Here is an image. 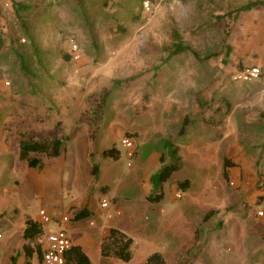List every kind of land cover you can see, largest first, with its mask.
Returning <instances> with one entry per match:
<instances>
[{
	"label": "rangeland",
	"instance_id": "obj_1",
	"mask_svg": "<svg viewBox=\"0 0 264 264\" xmlns=\"http://www.w3.org/2000/svg\"><path fill=\"white\" fill-rule=\"evenodd\" d=\"M252 1L261 4L238 10ZM15 4L29 10H16ZM23 21L39 51L38 62ZM173 31L196 57L191 51L169 56L176 42ZM0 41V137L8 138L13 127L31 136L29 118L35 114L44 119L35 133L66 135L67 155L74 152L84 163L85 150L99 172L83 194L95 226L111 215L139 248L166 245L162 252L170 264L178 242L190 240L195 226L211 215L196 264H221L241 252L242 242L258 250L264 264V0H0ZM16 53L25 57L29 75L18 68ZM251 68L259 69L258 79L238 78ZM50 105L57 111L45 112ZM66 105L77 107L69 109L68 118L61 111ZM52 116L63 126L47 127ZM125 133L137 137L131 159L119 144ZM167 139L179 145L182 166L156 189L149 179L170 161H159ZM17 140L10 137L7 151L0 152V209L7 208L1 199L8 176L4 169L11 165L8 154ZM110 147L120 152L118 160L102 155ZM224 159L238 167L239 175L232 171L223 177ZM183 180L190 183L185 191L177 188ZM160 191L159 203L145 200V193ZM71 195L75 202L80 193ZM22 201L31 203V210L25 207L29 211L42 202L27 194ZM83 222L75 224L79 231ZM5 223L0 218L3 237Z\"/></svg>",
	"mask_w": 264,
	"mask_h": 264
},
{
	"label": "crops",
	"instance_id": "obj_2",
	"mask_svg": "<svg viewBox=\"0 0 264 264\" xmlns=\"http://www.w3.org/2000/svg\"><path fill=\"white\" fill-rule=\"evenodd\" d=\"M70 108L71 107L66 105L63 107V109H61V111L64 112V114L62 113V115H64V118H68V112ZM45 109V112L49 111V113L57 111V108L53 107V105H50L48 107L49 110L47 109V107ZM74 110H77L76 106H72L70 111L73 112ZM23 112L20 114V116L23 114ZM20 119L22 122L23 118ZM29 119L31 121L29 122L30 129H28V132L32 130L30 131L32 135L28 137L25 133L21 132L25 135V138L52 136V134L43 136L35 133L36 129H38L37 131H39L40 123H42V121L44 120L41 118V116H36L34 114L31 115ZM51 120L52 123L47 124V127L51 128L53 125H55V127L59 128L60 125L63 126L61 124V118L58 119L57 116H52ZM35 122L37 123L35 126H33V129L31 127ZM71 123L72 122H70V124ZM0 141V152L5 154V152L7 151L6 144L8 145L10 140L7 139L5 135H3L0 137ZM11 150L12 154L9 152L10 154H8V156H12V162L11 165L7 167L8 170L4 169L8 172V176H6V179L4 180L5 187L3 188L5 189L1 190L3 192L1 195V199L5 201V207L7 206V208L0 209V218L2 219L4 217V220L6 221V223L4 224L6 229L4 237L0 233V264H11L12 260H14L15 264H42V254L47 245L46 237L59 229H64L71 241V247L78 248V250L88 259L89 264H145L147 258L153 253H159L162 256L165 264H168L164 256V252H162L167 250L166 245L158 246L156 250L142 249L139 248L138 244L133 239H131L132 243L130 246L132 257L128 262H124L114 257H105L101 255V243L108 236L109 230L111 228H115L125 233L130 238L132 237L130 231L123 228L120 225V221H114L113 217L109 214L107 215L108 222L102 221L100 224L95 226V223L91 221L93 212L91 211L89 205H86V199H83V194L85 193L86 195L88 187L92 184L93 180L97 181L99 178L97 177L95 179L93 177L91 172L92 166L94 165L91 160L92 157L89 155L88 157H86L85 150L82 151V156L85 157L86 163L77 160L74 152L68 153L67 155L66 144L65 152H63L56 158L39 156L41 160L40 168H30L25 163L20 162L18 160L17 149L15 148V146ZM81 171H84L85 173L83 176H81ZM227 171L229 176L232 171L233 174L236 173L235 175H239L238 172H240L238 171V167H236V165L229 168ZM65 174L67 175V181H65ZM79 176L80 179L77 180ZM65 184L68 188L63 191V187H65ZM94 186H96V183H94ZM107 189L108 188H106V190ZM71 192H74L75 194L80 193V195L77 196V201H73L74 198L73 195H71ZM24 194H27L28 198L30 197L33 199L42 200L39 208H33L32 211L26 210L25 207L31 210V203H23L22 199L24 197ZM148 196L150 195H147L145 193L144 198L147 202H149L147 200ZM79 199L80 201L78 202ZM13 201H17L18 204ZM19 205H21L24 210L19 209ZM60 208H62V210H60ZM41 209L44 210L45 214L50 218L49 222L54 221L53 223H51L53 225H48V228L44 227V225L41 223L39 217V211ZM82 209H84L88 213V216L77 220L73 219L74 215ZM120 211V207H115L114 213L120 215ZM65 215H68L70 217V221L74 223L73 225L67 224L68 222H62L61 217ZM210 217L212 216L210 215ZM204 218L201 220V223H198L195 226L192 238L190 240L185 243L183 242V244L178 242V245H176L177 248H175L177 249V252L173 253L174 259L172 260V262H170V264H174V261L176 262L181 250L187 244L193 241L194 232L196 229H199L200 232L195 254L184 264H196V262H198L201 256L199 250L202 229H211V226L209 225L210 220H208L209 218H207L206 220ZM222 218L223 216L220 215L219 221L223 222ZM28 220L37 222L42 225L43 236L38 241V250L36 249V246L30 242L29 247L30 249H32V254L27 258L25 250L23 248L25 244V241L23 239V231ZM81 220L85 222H83L82 224L83 230L79 231L75 224ZM219 227L222 228L223 223H221ZM51 229H53V231H50ZM68 231L69 233L71 232L70 235L68 234ZM241 235H244V231L241 232ZM152 243V241L147 242V244ZM133 244L138 246L135 253L131 250ZM234 252L235 248L233 250V253ZM236 261H239L241 264H260L258 250H249L245 247V243L242 242L241 252L236 253L235 255L230 257V259H223L221 264H228V262L237 264ZM217 264L219 263L217 262Z\"/></svg>",
	"mask_w": 264,
	"mask_h": 264
},
{
	"label": "trees",
	"instance_id": "obj_3",
	"mask_svg": "<svg viewBox=\"0 0 264 264\" xmlns=\"http://www.w3.org/2000/svg\"><path fill=\"white\" fill-rule=\"evenodd\" d=\"M261 3L258 1L248 2L247 4L241 6L238 10L239 11H249ZM16 10L27 12L29 7L27 5H14ZM18 16V15H16ZM20 20L23 19L19 16ZM22 29L26 37L31 42V46L33 48V53L35 54L36 60L38 62V58H40L39 51L37 50L35 43L33 41L32 35L30 33V28L28 24L24 21L22 22ZM173 39L176 41L173 44V48L171 52H169V56L184 53L186 51H191L189 47L183 44L180 39L179 34L176 31H173ZM74 42L72 39H70ZM3 46L0 41V51L2 50ZM193 55L196 54L195 52L191 51ZM18 59V68L23 73V75H29L30 71L27 68L25 57L21 53H16ZM62 58L65 61H69V55L64 53ZM261 76V74H260ZM102 103L104 104V98L101 99ZM197 101L200 106L204 104L197 98ZM99 102V107L97 108L98 112L102 110L103 104ZM14 128V131L9 132V136L7 139L10 140V137L16 136L18 140L16 141L15 148L17 149L18 160L20 162L25 163L30 168H40L41 160L39 156H45L47 158H56L60 156L63 152H65L66 143L68 141V137L63 134H56L50 137H31L25 138V135L17 132ZM14 133V134H13ZM126 136L136 137L135 134L132 133H125ZM184 135V127L182 126L179 131V136ZM164 152L160 154L159 161L164 163L165 158H169V162L163 164V166L158 170L157 173L153 174L150 177V182L152 186L156 189H161L162 185L169 180L171 175L181 169V159L178 155L179 152V145L169 139L165 140L163 143ZM38 155V156H37ZM102 155L105 158H109L113 161L118 160L120 157V152H118L114 147H110L108 149L103 150ZM235 166L230 159H224L222 163L223 168V177L226 179L228 178V169ZM92 175L96 179L98 177V167L94 164L92 166ZM264 184V182H263ZM190 186L188 180H183L177 183V188L181 191H185ZM163 198V193L160 191L158 194L150 195L147 197V200L151 203L159 202ZM211 214V213H210ZM213 214V213H212ZM88 216V213L82 209L77 214L74 215L75 220L81 219ZM209 218L207 215L205 216V220ZM199 229H196L194 232L193 241L187 244L180 252L176 264H184L186 263L191 257L195 254V250L197 247L198 236H199ZM43 236V229L42 225L28 220L26 222V227L23 231V239L25 241L24 250L25 254L28 257L32 254V249H30L29 244L30 242L36 246L38 250L39 246V239ZM132 240L128 237L125 233L111 228L109 230L108 236L102 241L101 243V255L105 257H114L124 262H128L132 255L130 252ZM66 260L68 264H89L88 259L78 250L76 247H70L69 250L65 254ZM11 264H15L14 260L11 261ZM28 264V263H27ZM145 264H165L162 256L159 253L151 254Z\"/></svg>",
	"mask_w": 264,
	"mask_h": 264
},
{
	"label": "built area",
	"instance_id": "obj_4",
	"mask_svg": "<svg viewBox=\"0 0 264 264\" xmlns=\"http://www.w3.org/2000/svg\"><path fill=\"white\" fill-rule=\"evenodd\" d=\"M70 46L73 52L72 58L77 59V46L72 41L70 42ZM260 74L261 73L258 68H251L240 73L238 75V78L242 80H256L260 77ZM4 84L8 85L9 83L5 82ZM119 144L125 149L128 159H131L135 155L136 150L135 144L133 142V137L125 135L121 138ZM127 164L128 166L131 165L130 162H128ZM261 190L264 193V184ZM175 196L177 199H180V192L176 193ZM101 207L106 208L107 203L105 201H102ZM258 215L263 216V212H258ZM39 217L42 224L47 223L50 220V218L45 214V211L42 209L39 211ZM61 220L62 222H68L70 221V217L68 215L62 216ZM46 241L47 245L42 254V264H68L65 254L71 247V241L64 229H59L56 232L49 234L46 237Z\"/></svg>",
	"mask_w": 264,
	"mask_h": 264
}]
</instances>
